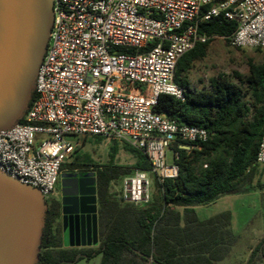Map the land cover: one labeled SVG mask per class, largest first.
I'll list each match as a JSON object with an SVG mask.
<instances>
[{"label":"built area","instance_id":"2783aa9c","mask_svg":"<svg viewBox=\"0 0 264 264\" xmlns=\"http://www.w3.org/2000/svg\"><path fill=\"white\" fill-rule=\"evenodd\" d=\"M214 1L53 0L35 98L23 123L0 131V172L37 188L45 200L56 198L61 175L71 171L63 166L76 151L69 138L109 137L141 151L151 165L149 172L133 169L121 180L119 200L149 203V173L178 175L171 146L200 145L209 136L155 110L161 95L185 99L175 69L185 53L210 39L199 33L200 24L222 15L236 23L231 46L264 49V0L210 6ZM256 163L264 165V132Z\"/></svg>","mask_w":264,"mask_h":264},{"label":"trees","instance_id":"16d2710c","mask_svg":"<svg viewBox=\"0 0 264 264\" xmlns=\"http://www.w3.org/2000/svg\"><path fill=\"white\" fill-rule=\"evenodd\" d=\"M223 1L215 0L210 6ZM235 29L236 23L222 15L202 22L199 33L210 39L185 53L175 69V82L186 90L185 99L161 95L155 107L179 123L204 128L209 135L207 141L171 146L178 154L173 161L178 175L172 179L154 177L156 192L144 205L124 204L111 192L113 182L130 175L133 169L151 170L144 153L129 147L138 155L134 166L95 167L97 247H64L61 204L55 198L46 200L37 264H72L98 255L100 264H217L230 255L238 241L232 229V214L226 211L200 220L195 207L254 190L251 183L259 167L256 156L264 132V49H259L262 62L249 60L247 75L236 73L238 83L219 75L209 80V86L196 89L189 72L195 62L207 56L214 39L222 38L230 45ZM34 98L33 91L29 105ZM23 122L24 119L19 121ZM117 150L115 145L113 154ZM63 168L83 167L75 159ZM260 260L264 261V236L251 247L243 264H257Z\"/></svg>","mask_w":264,"mask_h":264},{"label":"water","instance_id":"95a60500","mask_svg":"<svg viewBox=\"0 0 264 264\" xmlns=\"http://www.w3.org/2000/svg\"><path fill=\"white\" fill-rule=\"evenodd\" d=\"M52 23L53 0H0V131L29 107ZM61 179L64 246L97 247L95 173ZM47 207L37 188L0 172V264H37Z\"/></svg>","mask_w":264,"mask_h":264},{"label":"rangeland","instance_id":"374dc122","mask_svg":"<svg viewBox=\"0 0 264 264\" xmlns=\"http://www.w3.org/2000/svg\"><path fill=\"white\" fill-rule=\"evenodd\" d=\"M249 60L260 63L263 54L259 49H240L228 45L223 39L216 38L209 45L207 56L195 62L193 69L189 72L191 84L196 89L209 86V80L219 75L228 77L231 81L238 83L236 73L247 75L249 73ZM249 100V97L246 98ZM75 145V153L72 161L77 159L85 169L95 171V167L115 165L120 167H131L138 161V155L129 149L128 145L119 141L101 136H89L85 140L69 138ZM117 145L118 150L113 154V147ZM172 153L168 152V163L172 164ZM150 190L152 195L156 192L154 177L148 174ZM261 177V176H260ZM264 183V176L262 178ZM121 180L113 182L111 192L119 199ZM61 190V189H60ZM264 190L263 187L255 188L251 194L242 198H230L222 200L217 205L209 207H197V213L201 220L211 217L215 212L232 210L234 212V232L238 238L232 248L230 255L217 264H243L248 256L251 246L256 245L259 234L264 229ZM59 192V187L57 188ZM101 255L89 260L82 259L72 264H100Z\"/></svg>","mask_w":264,"mask_h":264},{"label":"crops","instance_id":"0c3cea01","mask_svg":"<svg viewBox=\"0 0 264 264\" xmlns=\"http://www.w3.org/2000/svg\"><path fill=\"white\" fill-rule=\"evenodd\" d=\"M261 176V177H260ZM264 176V165L263 166H259L258 167V170L253 178V181L251 183L252 187H254V190L248 192V193H243V194H238V195H229V196H224L222 198H220L219 200H217L216 202H214L213 204H210V205H207L205 207H209V206H214V205H217L219 202H221L222 200H229L230 198H242L248 194H251L253 191H255V188H262L264 189V183L262 182V178ZM264 191V190H262ZM198 207H202V206H198ZM197 207H195V211H196V214L198 216V213H197ZM226 211H229L231 214H232V229H233V232H234V219H235V216H234V212L232 210H223V211H220V212H215V214H213L212 216L216 215V214H220L222 212H226ZM211 216V217H212ZM199 218V216H198ZM210 218V217H209ZM200 219V218H199ZM208 219V218H207ZM201 220V219H200ZM206 220V219H204ZM60 222H63V220L60 218ZM235 233V232H234ZM264 236V229L261 231V233L259 234V239L257 240V242H259V240ZM62 238H63V233H62ZM253 247V246H251ZM250 247V249H251ZM250 252V250H249ZM257 264H264V261L260 260L257 262Z\"/></svg>","mask_w":264,"mask_h":264},{"label":"flooded vegetation","instance_id":"af4514ba","mask_svg":"<svg viewBox=\"0 0 264 264\" xmlns=\"http://www.w3.org/2000/svg\"><path fill=\"white\" fill-rule=\"evenodd\" d=\"M92 172H94L95 173V179H96V172L95 171H92V170H90V169H85V168H76V169H73V170H71V171H69V172H66L67 174H71L72 175V178L74 179H80V178H83V177H85L87 174H89V173H92ZM64 174V173H63ZM62 180V179H61ZM61 180H60V182H59V185H58V187H59V192H57V195H56V198L55 199H57L59 202H60V204H61V200L63 199V196H62V193H61V190L60 189H62V187H61ZM97 195V194H96ZM62 207V206H61ZM63 216H62V214H61V219L63 220ZM61 223V229L63 230V226H62V222H60ZM63 245H64V241H63ZM65 247V246H64ZM66 248H76V247H66Z\"/></svg>","mask_w":264,"mask_h":264}]
</instances>
